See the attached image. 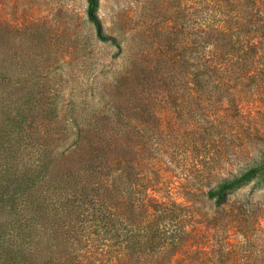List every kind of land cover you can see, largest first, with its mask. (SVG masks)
<instances>
[{"label":"rangeland","instance_id":"1","mask_svg":"<svg viewBox=\"0 0 264 264\" xmlns=\"http://www.w3.org/2000/svg\"><path fill=\"white\" fill-rule=\"evenodd\" d=\"M86 10L87 0H0V264H61L93 246L86 264H264V0H98L100 36ZM201 23L224 31L203 43ZM173 26L194 41L187 63L210 60L224 84L130 106L119 135L134 170L124 183L122 156L111 232L102 213L37 181L61 151L43 145L57 115L105 94L124 62L121 33L181 60L179 42L161 41ZM145 179L171 200L132 216L121 202L141 204Z\"/></svg>","mask_w":264,"mask_h":264},{"label":"trees","instance_id":"2","mask_svg":"<svg viewBox=\"0 0 264 264\" xmlns=\"http://www.w3.org/2000/svg\"><path fill=\"white\" fill-rule=\"evenodd\" d=\"M98 0H87V17L100 36L103 32V24L96 14ZM166 20H172L170 17ZM200 39L203 43H209L212 33H222L224 27L216 24L215 27L207 23H201ZM171 27V26H169ZM177 35V37H174ZM111 40H121L119 48L124 54V62L120 69L114 74L111 81L105 84L101 91L105 94L98 96L92 103L82 107L69 109L61 115H57V131L49 137L50 145L45 144L50 151L60 149L59 157L51 158L47 166L49 173L37 177L40 184L45 185L46 190H68L85 204L88 211H99L109 231H114L117 223V208L120 189V176L118 169L122 156L124 157V170L129 183L128 174L134 170L133 164L127 156L131 145L128 140L120 141L121 121L128 117L130 106L156 108L159 103L155 102L157 96H176L197 90H212L224 83L222 79H216L215 65L210 60H204L202 64L187 63L188 53L194 43L188 39L182 30L173 26V31L161 32V41L169 43L179 42L178 49L183 51L181 60L173 59L165 50H162L156 42L153 47L148 43L142 32L133 33L130 37L119 38L111 35H104ZM125 39V40H124ZM195 40V38H194ZM123 46V47H122ZM196 60L195 57L191 58ZM183 61V62H182ZM183 72V73H182ZM241 77V72L238 73ZM157 109V108H156ZM154 110V109H152ZM36 131L37 139H44V130ZM36 141L39 145L43 143ZM144 164L141 163V167ZM34 179H29L26 186L28 189L34 188L37 183ZM131 182V181H130ZM137 190L139 194L138 206L134 202H126L128 196L121 204L125 205V212L128 210L132 216L138 210L145 208V200L169 202V195H164L155 188L153 180H144ZM38 187V186H37ZM43 187V186H42ZM128 197V198H127ZM148 198V199H147ZM165 200V201H164ZM138 208V209H137ZM81 248H85L83 240L78 239ZM97 247L93 246L78 252L69 257L61 264H86L92 252H97ZM102 250V249H101Z\"/></svg>","mask_w":264,"mask_h":264}]
</instances>
